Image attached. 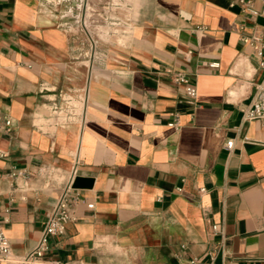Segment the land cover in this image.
Wrapping results in <instances>:
<instances>
[{
	"label": "crops",
	"instance_id": "1",
	"mask_svg": "<svg viewBox=\"0 0 264 264\" xmlns=\"http://www.w3.org/2000/svg\"><path fill=\"white\" fill-rule=\"evenodd\" d=\"M251 37L264 57L261 0H0V264H22L76 176L90 184L37 264H264Z\"/></svg>",
	"mask_w": 264,
	"mask_h": 264
},
{
	"label": "built area",
	"instance_id": "2",
	"mask_svg": "<svg viewBox=\"0 0 264 264\" xmlns=\"http://www.w3.org/2000/svg\"><path fill=\"white\" fill-rule=\"evenodd\" d=\"M240 5L244 8H248L251 0H238ZM264 3V0H261ZM255 53L259 57L258 66L262 69L263 74L261 80L255 84L254 94L243 110L242 118L243 120H255L264 119V57L263 48L259 44V40L256 37H251L248 41ZM210 68L217 67L216 63H209ZM166 72L170 74L171 80L174 83L182 84L184 93L190 102H193L196 98L197 91L194 85L190 84L187 77L177 71H172L167 69ZM176 125V122L174 123ZM0 129L4 132L10 131V120L6 119L3 122L0 118ZM234 144L233 139H228L225 141L224 145L227 149H231ZM6 152L0 148V157H4ZM76 171L75 168L72 169V174ZM11 192L21 191L24 192L28 188L25 182L29 177V173L24 168H17L12 170L9 174ZM18 179H22V183L18 182ZM21 199H24V194L21 195ZM81 200L80 194L68 183L61 195L57 198L54 205L48 211L45 221L43 223L42 229L38 235V239L31 249L27 257L22 260V264H37L38 260L50 249V239L52 237L61 236L66 231L67 224L74 219L73 209L74 206ZM212 231H219L218 225L216 223L211 226ZM11 253L10 243L0 229V262L5 261L9 258ZM187 264H214L213 256L210 257L208 262H201L196 257L186 260ZM179 264V263H177Z\"/></svg>",
	"mask_w": 264,
	"mask_h": 264
},
{
	"label": "water",
	"instance_id": "3",
	"mask_svg": "<svg viewBox=\"0 0 264 264\" xmlns=\"http://www.w3.org/2000/svg\"><path fill=\"white\" fill-rule=\"evenodd\" d=\"M88 184H90V180L76 176L74 177L71 186L73 188H83L88 186Z\"/></svg>",
	"mask_w": 264,
	"mask_h": 264
}]
</instances>
